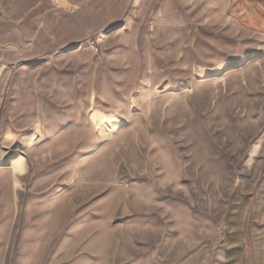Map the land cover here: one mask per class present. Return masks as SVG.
<instances>
[{
    "label": "rangeland",
    "instance_id": "rangeland-1",
    "mask_svg": "<svg viewBox=\"0 0 264 264\" xmlns=\"http://www.w3.org/2000/svg\"><path fill=\"white\" fill-rule=\"evenodd\" d=\"M231 0H0V264L264 261V27Z\"/></svg>",
    "mask_w": 264,
    "mask_h": 264
},
{
    "label": "crops",
    "instance_id": "crops-1",
    "mask_svg": "<svg viewBox=\"0 0 264 264\" xmlns=\"http://www.w3.org/2000/svg\"><path fill=\"white\" fill-rule=\"evenodd\" d=\"M230 10L233 18L243 24H253L254 28L264 27V0H231ZM256 264H264L256 255Z\"/></svg>",
    "mask_w": 264,
    "mask_h": 264
}]
</instances>
